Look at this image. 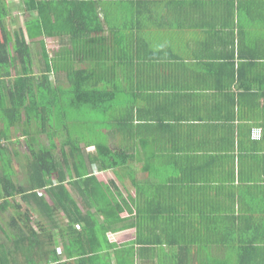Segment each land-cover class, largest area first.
Returning <instances> with one entry per match:
<instances>
[{"label": "crops", "instance_id": "1", "mask_svg": "<svg viewBox=\"0 0 264 264\" xmlns=\"http://www.w3.org/2000/svg\"><path fill=\"white\" fill-rule=\"evenodd\" d=\"M13 2L7 0L9 9L20 4ZM98 3L103 29L88 60L75 57L67 38L47 37L43 44L51 55L66 46L69 64H99L97 74L105 79L99 85L115 89L105 115L130 114L132 127L110 131L107 139L111 147L132 150V171L96 174L113 193L117 190L115 199L126 200L119 215L128 218L107 222L100 211L110 214V209L83 200L77 179L68 178L80 210L93 216L97 238L92 243L100 251L71 253L90 243L74 234L80 224L68 227L63 211L50 218L19 195L14 197L19 207L9 205L0 213V244L14 253L10 223L19 208L41 233L32 237L35 250L25 241L24 263L264 264V0ZM40 45L30 46L34 64H45ZM59 82L65 84V76ZM257 126L262 137L254 140L251 130ZM38 142L46 144L41 137ZM154 153V160L148 158ZM10 158L4 164L13 165L15 172L6 174L15 184L39 182L28 180L22 156ZM37 192L46 196L44 189ZM143 211L147 227L137 236L136 213ZM129 222L131 227H123ZM13 264L23 263L18 258Z\"/></svg>", "mask_w": 264, "mask_h": 264}, {"label": "trees", "instance_id": "2", "mask_svg": "<svg viewBox=\"0 0 264 264\" xmlns=\"http://www.w3.org/2000/svg\"><path fill=\"white\" fill-rule=\"evenodd\" d=\"M13 1V4L20 2L22 5L18 3L9 9L7 0H0V213L4 212L9 205L16 203L14 200L16 195H19L20 199L26 203H37L50 218L55 216L56 210H61L66 217L68 227L80 224V230L73 228L74 234L90 239L88 248L84 249L83 246H79L80 248H75V251L71 253L81 256L89 255V253L94 255L100 251V247L92 243V239L97 238V230L92 223L93 216L88 211L84 213L80 210L79 204L67 187L68 178L77 179L79 184L76 185L79 186L83 200L88 199L93 205H104L110 209L108 211L110 214L103 210L100 211L107 222L124 221L126 217L121 218L119 213L122 210L121 201L126 204V200L124 198H116V200L117 190H113L114 194L109 184L100 181L96 174L99 171L117 168L130 169L129 163L134 160L132 150L111 147L108 139L103 142H91L83 140L82 137H71L51 131V117L43 116L41 119L40 110L46 102L52 109H58L61 117L67 118L70 114L68 113L69 108L76 111L75 109L81 110L85 106V109L105 112L111 107L109 104L113 102L112 92L115 89H102L99 85V81L103 78L97 74L100 65L89 64L83 67L81 64L82 67H78L77 64L66 62L64 59L66 53H63L67 52L65 47L70 45L77 59L88 60L86 54L88 52L90 54L95 48L91 43L97 39L96 35L103 29L98 14L99 0ZM17 7L23 10L22 25L18 23L13 14V10ZM13 25L14 28L11 27ZM47 37L60 40L67 38L66 46L59 49L58 55H51L47 52L43 44V39ZM36 43L41 44L42 57L45 58V64H42L43 67L39 71L35 69L36 64H34V56L30 47ZM112 65L116 66V64ZM13 68L16 74L12 73ZM64 76L65 84L59 82L60 77ZM102 82H105L104 78ZM67 85L68 88L63 89V86ZM45 97L49 98V101H44ZM52 109L50 112H53ZM40 120L47 123L44 124L41 121L40 134L49 132L53 136L61 137L59 156H56L48 145L38 142L40 136L32 137L38 132L28 131L26 125L40 122ZM131 122L129 116L116 122L111 121L110 124L106 122V137L108 138L110 133L116 129L122 132L132 127ZM11 128H14L13 134ZM19 129L22 136H27L25 143L27 154L21 150L23 149L20 141L22 136L15 134ZM92 144L95 148L89 149ZM156 155V153L151 154L148 158L154 160ZM6 156L8 158L15 156L18 159L22 156L21 163L28 173V180L33 181L32 183L39 182L29 187L15 184L11 175L6 174V171L15 172L13 165L4 164ZM52 176H55L56 180L51 181ZM110 184L113 185L112 182ZM126 187L125 184V189L130 192V189ZM37 189H44L46 196L39 195ZM48 198L51 200L50 204ZM14 206L19 207L20 204ZM16 211L21 222L15 216L11 218L13 223H10L12 228L10 235L15 239L14 253L6 249L7 246L4 244H0V264H13L18 261V258L23 264H32L30 260L23 262L24 253H27L25 241L30 240L28 246L35 250L37 245L32 237L41 233L30 224L27 214L19 212V208ZM147 215L145 211L140 214L136 213L135 221L137 231L139 230L137 236H141V231L147 227ZM131 225L129 222L123 227L128 228ZM108 226L109 223H107V228ZM65 230H67L65 227L60 229L61 235ZM64 247L67 250L66 255H70L68 246L64 244ZM239 264H242V260H239Z\"/></svg>", "mask_w": 264, "mask_h": 264}, {"label": "rangeland", "instance_id": "3", "mask_svg": "<svg viewBox=\"0 0 264 264\" xmlns=\"http://www.w3.org/2000/svg\"><path fill=\"white\" fill-rule=\"evenodd\" d=\"M13 14H14L15 19L18 20V23L22 25L23 24L22 13L19 10H16L15 12H13ZM8 20L10 22V18ZM11 27L14 28V25ZM49 46H51V44H49L48 47ZM42 67H43L42 64L35 65V69L37 71H39L40 68ZM12 73L16 74V70L14 68L12 69ZM64 87L68 88V85L63 86V89ZM43 100L49 101V98L45 97L43 98ZM51 109L52 107H50L45 102L42 110H40L41 119L43 118V116L51 117L50 119L52 122L51 131L59 132L66 136L70 135L71 137H75V136L80 137V138L82 137L83 140L91 141V142H96V141L103 142L107 140L106 124H105L107 120L111 123V121L116 122L117 120L121 118H126L127 116L130 117V114H127V113H124V114L119 113L118 115H116L117 114L116 113V114H112L111 116L109 114L105 115L104 111L85 109V106H83L81 110L75 109L76 111H74L73 108H69L68 113L70 114L68 115L67 118H63L61 117V114H59L60 112L58 109L54 108L52 109L53 112H50ZM41 121L42 123L44 122V124H47L46 121L40 120V122H35L34 124L26 125L28 130L36 131V133L38 132L37 134H34V135L32 134L33 135L32 137L40 136V129H42ZM103 124H105V126L102 128ZM65 126H66V129H65ZM13 129L14 128H11L12 134L14 133ZM15 134L17 136H22L20 129ZM22 137L23 138H21L20 141H21L22 146H25V143L27 141V136L25 135V137L24 136ZM40 137H41L42 142L46 143L50 147V150L54 151V154L56 156L60 155V145H59L60 139H61L60 136H53L49 132L47 134H44L43 132H41ZM23 152H27L25 147L23 148Z\"/></svg>", "mask_w": 264, "mask_h": 264}, {"label": "built area", "instance_id": "4", "mask_svg": "<svg viewBox=\"0 0 264 264\" xmlns=\"http://www.w3.org/2000/svg\"><path fill=\"white\" fill-rule=\"evenodd\" d=\"M260 137H261V129L260 128H252L251 138L259 139Z\"/></svg>", "mask_w": 264, "mask_h": 264}]
</instances>
